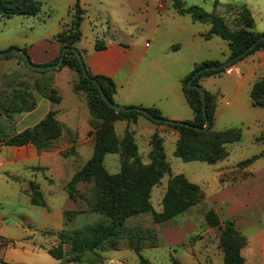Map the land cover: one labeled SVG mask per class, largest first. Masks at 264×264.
I'll list each match as a JSON object with an SVG mask.
<instances>
[{"label":"rangeland","instance_id":"rangeland-1","mask_svg":"<svg viewBox=\"0 0 264 264\" xmlns=\"http://www.w3.org/2000/svg\"><path fill=\"white\" fill-rule=\"evenodd\" d=\"M37 1L41 3L38 16L14 15L5 19L0 15L1 51L10 45L27 51L33 43L41 46L42 40L58 43L57 34L71 25L77 0ZM182 1L186 7L197 6L222 17L233 31L241 28L237 15L240 7L247 6L255 22L253 31L264 33V0ZM80 3L86 14L81 25L82 39L76 48L83 62L86 52L93 51L97 43L104 44V49L107 43L122 44L134 54L135 60L116 79L115 105L124 109L156 108L164 120L193 121L194 112L184 96V79L203 62H226L230 53L225 40L209 36L212 24L177 13L174 0H80ZM19 62L26 73L13 75L9 87H0V99L2 93L9 95L24 89L36 100L38 93L55 89L62 101L48 103L49 111L59 110L58 117L69 130H63L62 137L50 150L30 145L36 152L33 160H15L14 155L20 149L7 150L3 141L37 122L27 123L24 120L27 113L9 116L0 109V264H142L132 243L139 246L141 255L151 264H175V261L224 264L220 237L228 220L230 201L234 199L229 187L234 185L233 180L246 176L237 165L264 151V107H254L250 98L251 86L264 77L263 69L249 73L242 63L240 69L245 76L228 74L226 70L201 80L199 86L216 100L212 132L242 130L241 140L228 146L229 156L215 164L178 158L175 151L180 133L167 124L155 125L143 116L137 122L115 121L118 137H123L127 130L134 134L144 164L151 162V140L157 133L163 139L170 173L153 188L151 211L128 218L115 240L104 241L91 251L85 242V238H93L91 226L109 225L110 218L95 208L94 184H79L76 199L70 198L68 185L91 158L94 141L90 132H95L100 122L92 117L86 95L73 91L79 79L75 71L62 72L64 67L37 72L27 68L24 61ZM51 62L39 66H51ZM121 162L120 154H107L108 173L118 174ZM262 169L264 158L251 167L252 173ZM177 175L199 185L204 199L174 219L156 223L155 216L163 210L169 181ZM224 175L228 182H222ZM32 182L40 186L47 207L31 203ZM210 211L217 215L219 226L212 227L207 222ZM232 221L246 237L243 250L252 251L258 242L254 238L264 233V202L235 214ZM77 237L82 238V244L80 240L75 243ZM51 252L60 253L61 259ZM77 255L81 256L80 262L75 261Z\"/></svg>","mask_w":264,"mask_h":264},{"label":"trees","instance_id":"trees-1","mask_svg":"<svg viewBox=\"0 0 264 264\" xmlns=\"http://www.w3.org/2000/svg\"><path fill=\"white\" fill-rule=\"evenodd\" d=\"M177 13L181 15H190L194 21L209 22L212 29L209 34L217 35L228 43L229 56L226 62L233 60L239 55L245 53L253 44L264 37V33L253 31L255 26L254 18L247 6L240 7L238 12L239 23L241 28L233 31L222 17L209 14L197 6L186 7L182 0H174ZM73 20L71 25L57 34L55 37L61 46V54L58 58L50 63L57 64L62 57V52H66L64 64L60 68L68 67L75 71L79 79L74 84L76 93L86 95L87 102L92 117L100 122V125L93 134L94 148L91 158L86 164L74 174L68 185L69 196L76 199L77 186L79 184H94L96 191L95 208L97 211L110 218V224H96L91 226L93 238L86 239L85 242L89 249L93 251L99 247L104 241L119 236L118 231L123 230L126 220L132 216L146 213L152 210L151 193L155 186L161 183L164 176L170 173V165L167 162L163 139L157 133L153 135L151 140L152 151L150 154V164H144L138 154V146L134 139V134L127 130L123 137H118L115 133L114 123L117 120L137 121L140 116H144L138 111L116 112L110 108L103 100L100 89L103 90L105 96L113 103L117 93L116 82L104 75H93L85 66L88 77L83 74L81 63L76 55V44L82 39L81 25L84 21L86 11L82 8L80 0H77L73 9ZM41 13V3L37 0H0V15L5 19H10L14 15L38 16ZM104 44L97 43L95 49L103 50ZM17 50L26 54L25 49L12 47L10 50ZM258 51H264V41L257 43L256 47L249 51L242 59L235 61L231 66L223 67L226 62L206 61L196 66L193 72L188 75L184 81V96L194 112V120L185 122L193 127L204 128L206 119L203 112V101L199 91L189 88V81L201 71V74L194 80L193 85H200L203 78L226 72L227 69L234 66L245 58L253 55ZM0 52H2L0 50ZM17 58L25 62L22 56H4L0 59ZM30 58V57H29ZM27 66V65H26ZM28 68V67H27ZM31 70V69H30ZM207 118L211 126L207 132H198L192 128H188L182 124L169 125L180 133V138L176 145L175 155L185 162L201 161L208 164H215L220 160L229 156L228 146L239 142L242 138V130L240 128L229 129L221 132H212L216 118V100L215 96L207 91ZM52 104H60L62 98L55 89L44 90L41 93ZM252 104L254 106H264V77L259 79L252 87L250 92ZM36 108V101L30 92L24 89L14 90L11 94H3L0 99V109L9 116L28 113ZM156 118L163 119L162 114L156 108L147 109ZM150 120L149 118H147ZM155 125H165L164 123H156ZM65 126L57 119V112L50 111L48 115L39 124L32 128L9 137L3 141V145L9 147H21L33 145L42 151L50 150L54 142L63 135ZM120 154L122 158L121 171L118 174H109L105 167V157L107 154ZM264 156V151L247 160L240 162L237 169L243 173L246 168L255 163ZM240 180H233V183L244 181L248 174ZM222 182H228L225 175ZM29 192L31 193V203L35 206L47 207V202L40 186L34 182L30 183ZM204 193L199 185L191 183L183 175H177L170 179L168 190L163 198V210L156 214L155 222L164 223L174 219L178 215L186 212L190 208L196 206L204 199ZM207 222L212 227L219 226V220L214 211H210L207 215ZM80 240V241H79ZM221 243L224 249V264H246V260L242 255V250L247 244L246 237L243 236L235 226V223L228 219L222 230ZM83 241L82 238L74 239ZM140 257L142 264H151L140 253L139 246L131 244ZM75 246V245H74ZM1 248V241H0ZM75 248V247H74ZM52 255L61 259L60 253ZM75 261L80 262L81 256H75ZM3 264H7L3 262ZM175 264H179L175 261Z\"/></svg>","mask_w":264,"mask_h":264},{"label":"crops","instance_id":"crops-1","mask_svg":"<svg viewBox=\"0 0 264 264\" xmlns=\"http://www.w3.org/2000/svg\"><path fill=\"white\" fill-rule=\"evenodd\" d=\"M39 43H41L40 44L41 46L33 43L27 49V53L29 54L33 64L39 66V64L49 63L55 60L56 58H58L59 55L61 54L60 44L53 43L48 40H42ZM12 47L21 49V47L16 46V45H10L8 49ZM45 48H50L51 50L49 52H43L42 49H45ZM8 49H5V50H8ZM133 55L134 54L132 53V51L127 49L122 44L107 43L106 49L104 50L96 51L94 48L93 51L86 52L84 61H85L87 68L93 75H104V76L112 78L116 82V79L120 75V72L122 71V69H124V67L129 62H132L135 60V57ZM19 61L20 60H18L17 58L0 59V87H9L13 75L15 76V74H20V72H23L24 74L26 73V68H24L23 64H21ZM242 63H245L247 65L249 73L257 72L260 69L264 70V51H258L254 53L253 55L247 57L243 61L234 65V68L236 70L235 74L239 76H245L244 72L242 71L243 72L242 73L240 69V65H242ZM69 69L70 68L66 67L62 70V72H67L69 71ZM131 71L132 70H130V76H131ZM127 81L128 82L130 81L129 77L127 78ZM253 85L251 86V89ZM251 89H250V92H251ZM73 91H74V86H73ZM117 92H118V86H117ZM35 98H36L35 100L36 108L33 111L28 112L24 120L27 123L37 122V124H39L43 119H45V117L50 112L48 103H51V102L48 99H46L41 93H38V95H36ZM254 107H259V106H254ZM56 112H57V119L65 126L66 129L69 130L68 126L59 119L58 117L59 110H57ZM61 118L62 120H64L65 118L64 115H62ZM139 119L140 118H138V120ZM262 139H264V136L262 137ZM13 148L20 149L19 153L17 155H14L15 160L24 161V160H30V159L33 160L35 158L34 157V154L36 153L35 149L34 147L30 145L24 146V147L5 146V149L7 150L13 149ZM261 158H264V156ZM252 165H250L248 168L244 170V172L248 174L247 178L244 181L234 183V185H231L229 187V193L233 195L234 199L230 201V207H229L228 214H227L228 219L232 220L235 214H239L240 212H243L244 210H247L248 208H253L259 203L264 202V169L258 172L252 173L251 171ZM239 210L240 212L236 213V211H239ZM253 241L254 242L258 241L256 242L257 248L253 249L250 252L243 250L242 255L244 256L246 260V264H263L264 262V242H263L264 233L260 234V236L259 235L256 236Z\"/></svg>","mask_w":264,"mask_h":264},{"label":"water","instance_id":"water-1","mask_svg":"<svg viewBox=\"0 0 264 264\" xmlns=\"http://www.w3.org/2000/svg\"><path fill=\"white\" fill-rule=\"evenodd\" d=\"M263 40L264 41V37L261 38L259 41ZM257 41L255 44H253L245 53L239 55L238 57L234 58L233 60H230L228 62H226L223 67H227V66H231L235 61H238L240 59H242L249 51L253 50L257 43L259 42ZM69 51V49H65L63 50L62 52V57L60 58L59 62L57 64H54V65H51V66H47V67H43V66H35L32 61L30 60V58L22 53V52H18L17 50L13 49V50H10L8 52H0V57H4V56H13V55H18V56H22L24 59H25V62H26V65L29 69L33 70V71H37V72H46V71H49V70H52V69H60L63 64H64V58H65V55H66V52ZM76 55L81 63V66H82V71H83V74L88 77V72H87V69H86V66L83 62V59H82V56L80 55V53L78 51H76ZM201 74V71L198 72L190 81H189V88L190 89H194V90H197L199 91L200 95H201V98H202V101H203V112H204V116H205V119H206V126L202 129L200 128H197V127H193L191 126L190 124H187V123H179V122H176V121H167V120H164V119H160V118H156L152 115L151 112H149L147 109H124V108H121L115 104H113L104 94L103 90L100 89V93H101V96L103 98V100L108 104V106L112 109H114L116 112H130V111H138L140 112L141 114H143L144 116H146L147 118H149L150 120L156 122V123H164V124H170V125H175V124H182L188 128H192L194 129L195 131H198V132H207L211 126V123L210 121L208 120L207 118V101H206V92L205 90L199 86V85H193V82L194 80Z\"/></svg>","mask_w":264,"mask_h":264},{"label":"built area","instance_id":"built-area-1","mask_svg":"<svg viewBox=\"0 0 264 264\" xmlns=\"http://www.w3.org/2000/svg\"><path fill=\"white\" fill-rule=\"evenodd\" d=\"M160 6L163 7L162 5H160ZM227 73L228 74H234V73H236V70H235L234 66H232L229 69H227Z\"/></svg>","mask_w":264,"mask_h":264}]
</instances>
